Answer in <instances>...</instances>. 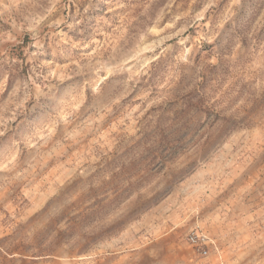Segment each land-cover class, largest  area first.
I'll list each match as a JSON object with an SVG mask.
<instances>
[{
    "label": "rangeland",
    "instance_id": "obj_1",
    "mask_svg": "<svg viewBox=\"0 0 264 264\" xmlns=\"http://www.w3.org/2000/svg\"><path fill=\"white\" fill-rule=\"evenodd\" d=\"M0 264H264V0H0Z\"/></svg>",
    "mask_w": 264,
    "mask_h": 264
},
{
    "label": "built area",
    "instance_id": "obj_2",
    "mask_svg": "<svg viewBox=\"0 0 264 264\" xmlns=\"http://www.w3.org/2000/svg\"><path fill=\"white\" fill-rule=\"evenodd\" d=\"M189 242L194 247H197L199 250H201V253L203 255H206L207 254V250L203 246L204 244H203L202 238H200L199 235H197V234H191L189 236Z\"/></svg>",
    "mask_w": 264,
    "mask_h": 264
}]
</instances>
